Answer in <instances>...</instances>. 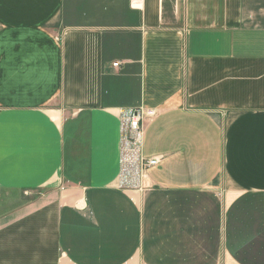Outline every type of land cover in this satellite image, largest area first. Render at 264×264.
<instances>
[{
    "label": "crops",
    "instance_id": "crops-1",
    "mask_svg": "<svg viewBox=\"0 0 264 264\" xmlns=\"http://www.w3.org/2000/svg\"><path fill=\"white\" fill-rule=\"evenodd\" d=\"M0 264H264V0H0Z\"/></svg>",
    "mask_w": 264,
    "mask_h": 264
},
{
    "label": "built area",
    "instance_id": "built-area-1",
    "mask_svg": "<svg viewBox=\"0 0 264 264\" xmlns=\"http://www.w3.org/2000/svg\"><path fill=\"white\" fill-rule=\"evenodd\" d=\"M114 66L118 67L119 64H115ZM156 115V110L143 109L131 111L126 115L123 162H125L127 166L137 162H140L143 168L154 167L159 164V160L155 158L148 160L142 159L140 152L144 122L153 119Z\"/></svg>",
    "mask_w": 264,
    "mask_h": 264
}]
</instances>
